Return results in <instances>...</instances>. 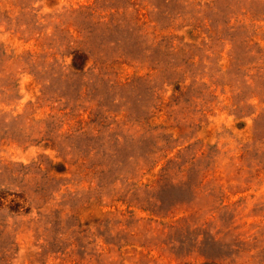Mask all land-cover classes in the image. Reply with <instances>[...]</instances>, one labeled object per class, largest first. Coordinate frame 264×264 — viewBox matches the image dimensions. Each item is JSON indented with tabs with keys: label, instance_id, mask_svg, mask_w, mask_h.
<instances>
[{
	"label": "rangeland",
	"instance_id": "obj_1",
	"mask_svg": "<svg viewBox=\"0 0 264 264\" xmlns=\"http://www.w3.org/2000/svg\"><path fill=\"white\" fill-rule=\"evenodd\" d=\"M0 264H264V0H0Z\"/></svg>",
	"mask_w": 264,
	"mask_h": 264
}]
</instances>
